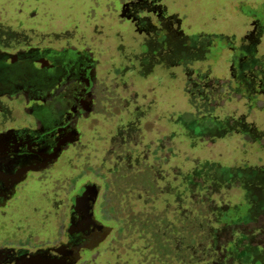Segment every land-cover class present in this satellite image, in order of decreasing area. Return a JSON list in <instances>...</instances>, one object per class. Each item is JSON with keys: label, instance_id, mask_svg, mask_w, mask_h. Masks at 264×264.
Segmentation results:
<instances>
[{"label": "rangeland", "instance_id": "374dc122", "mask_svg": "<svg viewBox=\"0 0 264 264\" xmlns=\"http://www.w3.org/2000/svg\"><path fill=\"white\" fill-rule=\"evenodd\" d=\"M27 37L92 49L99 92L0 211V241L51 242L89 180L110 234L83 264H188L205 224L227 264H264V0H0V46ZM24 105L0 96V131L32 123Z\"/></svg>", "mask_w": 264, "mask_h": 264}, {"label": "flooded vegetation", "instance_id": "af4514ba", "mask_svg": "<svg viewBox=\"0 0 264 264\" xmlns=\"http://www.w3.org/2000/svg\"><path fill=\"white\" fill-rule=\"evenodd\" d=\"M35 10L30 8L27 19ZM25 22L11 21L3 34L17 41L18 34L26 33ZM98 66L84 45L27 37L0 46V96L22 97L32 118L31 124L0 131V211L32 175L41 179L61 151L78 140L80 123L93 113L98 98ZM91 183L83 182L63 206L59 201L62 218L51 242L0 241V264H83L95 258L110 231L98 216V194Z\"/></svg>", "mask_w": 264, "mask_h": 264}, {"label": "trees", "instance_id": "16d2710c", "mask_svg": "<svg viewBox=\"0 0 264 264\" xmlns=\"http://www.w3.org/2000/svg\"><path fill=\"white\" fill-rule=\"evenodd\" d=\"M213 210H211L212 212ZM239 224V222H230L227 223V225L233 226V229H236V225ZM207 227L205 228L206 235H204L205 240L202 242V248L199 249L200 244L194 245L195 250L197 249L196 246H198V251L201 254H193L191 259L188 261V264H220L225 263L227 264L229 259L231 258L233 260V257L228 251L226 250V247L219 248V243L217 240V233H218V227H214L210 224H205ZM235 231V230H233ZM243 235H247L245 232H242ZM196 253V252H195Z\"/></svg>", "mask_w": 264, "mask_h": 264}, {"label": "water", "instance_id": "95a60500", "mask_svg": "<svg viewBox=\"0 0 264 264\" xmlns=\"http://www.w3.org/2000/svg\"><path fill=\"white\" fill-rule=\"evenodd\" d=\"M1 135V134H0Z\"/></svg>", "mask_w": 264, "mask_h": 264}]
</instances>
